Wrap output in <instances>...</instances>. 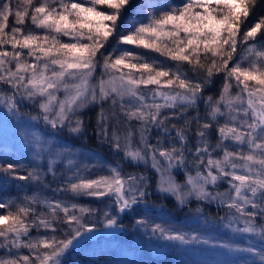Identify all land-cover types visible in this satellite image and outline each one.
<instances>
[{
    "label": "snow or ice",
    "instance_id": "snow-or-ice-1",
    "mask_svg": "<svg viewBox=\"0 0 264 264\" xmlns=\"http://www.w3.org/2000/svg\"><path fill=\"white\" fill-rule=\"evenodd\" d=\"M132 5L0 0V107L20 118L31 106L37 110L31 121L76 137L86 134L92 118L85 114L95 109L92 132L116 157L81 165L71 149L52 154L32 132L34 167L21 174L23 164L0 162L5 183L35 188L15 211L11 199L0 202L9 209L0 214V264H65L82 239H91L93 218L122 231L121 215L139 212L141 204L147 211L152 171L159 193L180 206L193 197L215 203L226 209L225 228L262 243L213 244L145 218L137 228L182 245L246 252V264H264V0H144L135 6L140 19L129 24ZM218 77V91L206 95ZM181 170L183 183L174 175Z\"/></svg>",
    "mask_w": 264,
    "mask_h": 264
},
{
    "label": "rangeland",
    "instance_id": "rangeland-1",
    "mask_svg": "<svg viewBox=\"0 0 264 264\" xmlns=\"http://www.w3.org/2000/svg\"><path fill=\"white\" fill-rule=\"evenodd\" d=\"M153 2L173 4L178 3L179 0H154ZM138 12L139 9L137 8L136 14L126 22L130 24L139 20ZM112 43L114 45L115 41L113 40ZM100 72L101 69L98 67L97 76H99ZM63 130L67 131V129ZM32 132H36L43 138L52 154L64 149H71L76 154L74 158L81 165L92 164L96 158L103 159L108 163H114L112 162L113 160L106 159L90 148L73 146L59 135L48 133L42 128L39 121H31L24 116L14 118L8 115L2 107H0V162L11 161L23 164L25 169L21 174H25L27 169L34 167V149L29 142ZM22 133L29 134L28 140L24 138ZM47 158L48 153H45V164ZM65 164L66 160L60 161L57 170L63 171ZM157 179L156 174V180L151 192L161 195L162 193L156 191ZM176 180L179 183H183L185 177L182 180L176 177ZM25 183L24 181L15 180H9L5 183L2 174H0V202L11 199L13 201L11 210L15 211V205L19 204L25 195H32L35 192L34 187H19L25 185ZM226 187L227 185L224 184L219 190L224 191ZM45 195H51V193L46 192ZM168 196L172 197L171 195ZM190 200L196 199L193 197ZM79 202L94 208L103 209L104 207L103 204L87 197H81ZM204 203L209 204L207 202ZM211 205L219 208L218 211L221 213V217H225L226 209L218 207L215 203ZM151 206H147V211H144L145 206L141 204L139 212L131 213L134 223L132 224L133 230L129 237L118 232L109 234V229L104 228L102 219L93 218L92 222L96 223V230L90 234L91 239H82L75 249L69 252L71 262L73 264H162L161 260L169 259L165 264H208V262L216 264L217 261L220 264H246V262L251 260L250 254L246 252H228L219 247H212L211 244L192 243L182 245L179 242L167 241L160 237L158 233L152 235L150 231L145 232L142 228H137L135 221L140 218L148 219L154 223H165L166 226H171L178 231L198 233L200 236L208 238L213 244L230 242L241 248H247L249 246L259 247L262 243L259 236L233 233L230 229L224 227V223L227 221H221L220 217L215 220L212 219V216L209 217L206 214L191 215L192 213L176 216L173 212L159 208L155 204ZM178 207L181 206L178 205ZM8 210V208L0 209V214H5ZM100 232L106 234L95 238L96 234H100ZM3 255H5L4 251L0 250V256Z\"/></svg>",
    "mask_w": 264,
    "mask_h": 264
},
{
    "label": "trees",
    "instance_id": "trees-1",
    "mask_svg": "<svg viewBox=\"0 0 264 264\" xmlns=\"http://www.w3.org/2000/svg\"><path fill=\"white\" fill-rule=\"evenodd\" d=\"M143 2H144V0H133V5L130 6L126 12V16L128 17L127 20H129L133 15L136 14L137 8L135 6L140 5ZM259 15H261V12L258 11L254 16L249 17V21L247 23L254 22ZM11 23H12V21L10 20L9 24L11 25ZM242 31H243V28H242ZM219 86H220V78L218 77V78H216L215 84L211 88L207 89L205 94L206 95L207 94H215L218 91ZM36 111L37 110L31 106L21 109L22 116L28 117V118H29V114L35 115ZM201 111H203L202 105H201ZM85 115H86V118L90 117L92 119H91V123L88 124V130H87L86 134L84 136H81V137H76L75 135H71L66 130L54 131L50 127H46L42 121H39V123L45 131H47L50 134L59 135L62 139L66 140L71 145H73V146H84V147L90 148V149L94 150L95 152L104 156L106 159L113 160L112 162H114L116 157H114L112 155V153H110L108 151L106 146L100 145V143L96 140L94 133L92 132V127L94 126V123H95V120H94L95 109H92V110L86 112ZM213 138H214V136H213ZM125 169L128 171H136L137 170L135 168L129 167L127 164H125ZM139 171H144L143 166H141L139 168ZM149 174L151 175L150 188H149L151 195H149L147 197V206L148 207H152L151 205L155 204V205L159 206V208L173 212L176 216H181V215L190 214V213H192L191 215H193V214H206L209 217L212 216V219H215V220H217L219 217L222 216L221 213L218 211L219 208H217L216 206L211 205V204H206L202 201L190 200L186 205L178 207V204H177L175 198H172V197H170L168 195H164V194L159 195V194L152 193L151 190H153V186H154L153 184L156 180V173L154 171H152ZM174 175H176V177L179 180H182L185 177L183 170H181L179 172V174H176L174 172ZM223 186H224V184L223 185L221 184L220 188H222ZM53 187H55V185H53ZM198 208L202 209V211H197ZM120 222L124 226L123 230L122 231H116V230L109 229V234H113L115 232H118L120 234H124V236H126V237H129L131 235L132 230H133L132 224L134 223L132 220L131 213L126 214V215H121ZM105 234L106 233L100 232V234H96L95 238H98L100 236L102 237ZM161 261H162V264H165L167 261H169V259H163ZM65 264H73V262H71V260H70L69 254L65 258Z\"/></svg>",
    "mask_w": 264,
    "mask_h": 264
}]
</instances>
